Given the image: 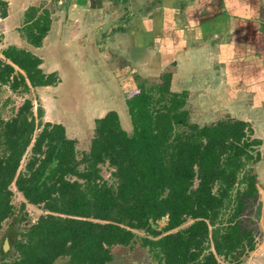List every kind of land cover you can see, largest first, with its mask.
Listing matches in <instances>:
<instances>
[{
    "label": "trees",
    "instance_id": "1",
    "mask_svg": "<svg viewBox=\"0 0 264 264\" xmlns=\"http://www.w3.org/2000/svg\"><path fill=\"white\" fill-rule=\"evenodd\" d=\"M40 63L23 48L1 51L0 89L24 99L0 114V264H139V256L146 264H241L259 231L251 227L260 205L252 165L264 154L251 123L194 122L170 71L132 73L129 127L109 110L80 149L62 124H42L41 106L33 110L32 88L58 82ZM27 204L41 210L33 221Z\"/></svg>",
    "mask_w": 264,
    "mask_h": 264
},
{
    "label": "crops",
    "instance_id": "2",
    "mask_svg": "<svg viewBox=\"0 0 264 264\" xmlns=\"http://www.w3.org/2000/svg\"><path fill=\"white\" fill-rule=\"evenodd\" d=\"M9 46L37 56L45 74L56 73L54 102L63 90L78 92L83 82L100 78L107 96L99 98L114 102L108 86L121 70L141 73L155 63L162 71L174 67L172 90L180 67L187 75L202 68L208 82L227 83V89L240 84L258 99L255 106H264V0H0V57ZM112 53L121 63L111 65ZM51 86L35 89L49 94ZM259 248L241 264L261 263Z\"/></svg>",
    "mask_w": 264,
    "mask_h": 264
},
{
    "label": "rangeland",
    "instance_id": "3",
    "mask_svg": "<svg viewBox=\"0 0 264 264\" xmlns=\"http://www.w3.org/2000/svg\"><path fill=\"white\" fill-rule=\"evenodd\" d=\"M113 54L114 53H112L111 57H115V59L113 60V64L111 61H108V67L110 66V63L111 65L121 63L120 60L116 59L118 55L115 53L114 55L116 56H114ZM122 61H125V58H122ZM127 67L119 72L118 78H115L114 80V86H108V92L113 94L114 102H112L109 98H99L104 95L107 96L106 89L104 87L102 88V78L98 80L93 77V80L96 79L95 83L92 80L88 81V83L83 82L78 92H65L66 90H63L60 92V98L55 100V102L52 100V95L56 96V93L58 92L57 85L46 89L49 94L45 93L46 91H43L41 88H32L31 96L33 97V110L35 111L38 106H41L43 110V114L41 116L42 124L45 122L62 124L65 127L67 136L77 140V148H87V146H89V141L93 136L94 117L101 115L97 117L100 118L104 116L108 112L107 110L110 106L114 105L113 107L118 112L123 126L125 128L129 127V116L126 111L124 99L127 94H130L135 83L132 79V69ZM179 69L180 70L177 72H180V75H178L177 79H173V81L176 82L173 88L178 90L177 92H187V108L191 113V120L201 124L207 121L219 120L225 118L226 116L246 120L250 122L253 127L252 135L261 140L259 150L263 156L264 106L259 108L258 106H255L257 105L255 103H259L258 99H250L247 95L240 91V84L229 86L227 89V83L217 81L214 82L213 80L208 82L207 78L209 77L206 76V72L202 73V68L196 70V72L192 75H190L191 72L188 71V75L187 73H183L185 70L183 67H180ZM87 71H89V68H84V76L88 75ZM138 71L141 72L139 73L141 76L155 77L159 75L162 68L157 65L155 66V63H153L150 65V68H139ZM163 71H170L173 73L174 67H172L171 64H168ZM96 87L100 90L98 91ZM23 99L24 97L13 93L8 87L3 86L0 89V114L5 117L13 114L14 110H16V108L22 103ZM25 161L26 157L23 158L20 168H23ZM252 169L256 175V187L259 194L258 199L259 201H262V208L260 209V218L257 219V215L255 217L256 221L258 220L257 224H251V227L256 230L259 228L257 234H255V248L260 247V252L257 253L260 255L257 256H259L258 258L262 260L259 264H264V157L261 158L259 162L254 163L252 165ZM101 174L104 178H108L110 169L107 168L106 165H102ZM15 200L17 202L22 200L19 193H16ZM25 210L28 212L29 216H31L32 221L41 212V210L29 204L25 206ZM246 213H251L249 208L246 210ZM115 259L121 260L118 256H116ZM138 260L140 262L139 264H146V261H144V259L142 260L141 256L138 257ZM220 260L222 264H228L226 261L222 259ZM122 261V264L130 263L129 261L126 262V260ZM113 264L119 263L118 261H115Z\"/></svg>",
    "mask_w": 264,
    "mask_h": 264
},
{
    "label": "water",
    "instance_id": "4",
    "mask_svg": "<svg viewBox=\"0 0 264 264\" xmlns=\"http://www.w3.org/2000/svg\"><path fill=\"white\" fill-rule=\"evenodd\" d=\"M259 204L261 206V202L259 201ZM259 206V207H260ZM261 209V207H260ZM259 211V209H257ZM167 220H168V215H164L162 218H160L158 221H157V224H158V228L164 226L166 223H167Z\"/></svg>",
    "mask_w": 264,
    "mask_h": 264
}]
</instances>
